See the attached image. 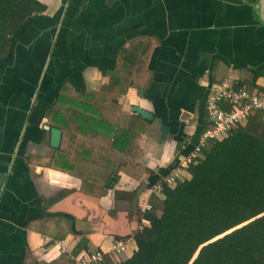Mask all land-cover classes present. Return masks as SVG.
Listing matches in <instances>:
<instances>
[{
	"label": "crops",
	"instance_id": "0c3cea01",
	"mask_svg": "<svg viewBox=\"0 0 264 264\" xmlns=\"http://www.w3.org/2000/svg\"><path fill=\"white\" fill-rule=\"evenodd\" d=\"M39 2L46 11L25 22L0 58V264H73L115 239L129 241L122 262L149 222L141 206L164 200L153 187L208 125L211 85L229 79L264 91V0ZM120 63L135 68L126 70L135 85L114 110L129 135L117 148L114 135L104 137L94 151L83 134L67 141L48 117L61 91L98 93ZM47 126L63 131L61 148L51 147ZM83 180L103 193H84Z\"/></svg>",
	"mask_w": 264,
	"mask_h": 264
},
{
	"label": "trees",
	"instance_id": "16d2710c",
	"mask_svg": "<svg viewBox=\"0 0 264 264\" xmlns=\"http://www.w3.org/2000/svg\"><path fill=\"white\" fill-rule=\"evenodd\" d=\"M45 11L39 0H0V58L25 22ZM131 65L120 63L122 70L98 93L83 90L72 98L67 88L61 91L48 117L64 130L67 141L83 134L92 151L104 137L114 135L110 145L116 148L124 142L128 127L117 124L114 110L135 85L136 77L126 71L135 69ZM118 88L122 90L116 93ZM69 150L65 143L60 151ZM61 169L72 174L66 166ZM188 174L190 178L166 187L164 200L154 203L147 215L150 225L135 235L138 249L133 256L122 262L106 258L102 264H264V115L209 142L202 161ZM83 181L84 193H103Z\"/></svg>",
	"mask_w": 264,
	"mask_h": 264
},
{
	"label": "built area",
	"instance_id": "2783aa9c",
	"mask_svg": "<svg viewBox=\"0 0 264 264\" xmlns=\"http://www.w3.org/2000/svg\"><path fill=\"white\" fill-rule=\"evenodd\" d=\"M205 108L208 125L203 129L199 142L193 152L179 167L173 170L163 184L153 187L152 191L155 194L164 195L166 187L173 188L183 180V172L202 161L203 152L209 142L220 141L240 126L245 125L250 118L261 113L264 115V91L249 86L236 87L231 80L226 79L211 85ZM153 209L154 207L150 203L141 206L142 212L145 213ZM149 225L150 222H145L140 230H144ZM63 249L65 250V247ZM128 249V240L115 239L107 247H101L93 252L80 253L74 258L73 264H102L106 258L117 262L121 256L127 253Z\"/></svg>",
	"mask_w": 264,
	"mask_h": 264
},
{
	"label": "water",
	"instance_id": "95a60500",
	"mask_svg": "<svg viewBox=\"0 0 264 264\" xmlns=\"http://www.w3.org/2000/svg\"><path fill=\"white\" fill-rule=\"evenodd\" d=\"M264 22V21H263ZM135 115H138L142 119L150 122L153 120L154 116L152 113L141 109L139 107H136V113ZM45 130L49 131L51 133V147L54 149L61 148L62 140H63V131L56 127H45Z\"/></svg>",
	"mask_w": 264,
	"mask_h": 264
},
{
	"label": "clouds",
	"instance_id": "9594fccd",
	"mask_svg": "<svg viewBox=\"0 0 264 264\" xmlns=\"http://www.w3.org/2000/svg\"><path fill=\"white\" fill-rule=\"evenodd\" d=\"M132 96H133L134 102H137V101H135V92L134 91L132 92ZM141 103H145V106H147L146 102L141 101Z\"/></svg>",
	"mask_w": 264,
	"mask_h": 264
},
{
	"label": "rangeland",
	"instance_id": "374dc122",
	"mask_svg": "<svg viewBox=\"0 0 264 264\" xmlns=\"http://www.w3.org/2000/svg\"><path fill=\"white\" fill-rule=\"evenodd\" d=\"M120 260H118L117 262H119Z\"/></svg>",
	"mask_w": 264,
	"mask_h": 264
}]
</instances>
